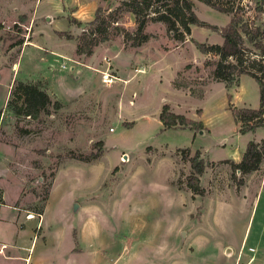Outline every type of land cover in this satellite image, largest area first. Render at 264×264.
Wrapping results in <instances>:
<instances>
[{
  "label": "rangeland",
  "instance_id": "obj_1",
  "mask_svg": "<svg viewBox=\"0 0 264 264\" xmlns=\"http://www.w3.org/2000/svg\"><path fill=\"white\" fill-rule=\"evenodd\" d=\"M21 1L0 0V264H264V158L249 173L231 169L264 126L238 133L227 108H256L257 84L245 74L213 82L207 64L218 57L195 47L219 44L231 14L191 0L203 24L177 40L149 21L132 45L125 0ZM232 3L254 57L264 0ZM93 42L91 54L75 51ZM143 51L151 69L133 61ZM106 68L118 79L103 82ZM175 71L172 84L188 90L172 89ZM19 83L49 98L33 116ZM162 102L201 128H163Z\"/></svg>",
  "mask_w": 264,
  "mask_h": 264
},
{
  "label": "trees",
  "instance_id": "obj_2",
  "mask_svg": "<svg viewBox=\"0 0 264 264\" xmlns=\"http://www.w3.org/2000/svg\"><path fill=\"white\" fill-rule=\"evenodd\" d=\"M208 7L214 8L224 14H231L228 22L219 29L221 42L219 44L195 42V47L202 54H213L218 60L210 67L211 78L214 81L223 82L225 86H229L235 81V78L241 74H245L254 79L258 89V104L256 108L236 107L227 103L233 119L239 122L238 133H244L253 130L255 127L264 126V40L255 39L253 46L258 49V53L254 57L245 55V48L242 45L239 29L237 27V17H235V8L232 0H197ZM124 4L133 14L136 23L133 32L124 31L123 40L130 41L132 45H140L147 39V35L142 32L144 25L149 21L161 22L165 31L171 33V36L177 40H182L184 34L189 33V25L203 24L192 10L191 0H125ZM103 18L99 14H95L90 22L91 24H101ZM99 22V23H98ZM255 34L258 35V28L255 27ZM84 37H81L83 41ZM91 44L78 43L75 51L81 54H91ZM253 55V54H251ZM232 59V61H228ZM184 67H188L186 64ZM178 84L175 86H180ZM21 98L27 115H35L40 108L49 102L48 96L35 86L19 83L15 90ZM199 112V109L196 110ZM158 120L163 128H168L176 124L181 127L190 129L201 128V122L185 117L182 114H176L169 110L167 104H162L158 113ZM195 158V157H194ZM264 158V138L259 141H248L237 162H231L232 172L238 171L240 174H246L257 169L260 161ZM194 159H191V161ZM194 173H201L202 165L192 162ZM196 188L197 178L190 175Z\"/></svg>",
  "mask_w": 264,
  "mask_h": 264
},
{
  "label": "crops",
  "instance_id": "obj_3",
  "mask_svg": "<svg viewBox=\"0 0 264 264\" xmlns=\"http://www.w3.org/2000/svg\"><path fill=\"white\" fill-rule=\"evenodd\" d=\"M28 0H22L21 1V3L20 4H18V5H22V6H28L29 4L30 5H32V4H34L35 2H34V0H30V3L27 5L26 4V2H27ZM40 0H37L36 1V3L37 2H39ZM46 4L48 5V1H46ZM36 5V4H35ZM34 5V6H35ZM35 9V8H34ZM48 9V7L45 9V10H43V11H41V12H38V11H36L35 10V13L36 12H38V13H42V12H45L46 10ZM3 11V13H2V15L3 16H7L6 15V9H4V10H2ZM35 13L33 14V18L35 17ZM48 17H46L45 16V19H47ZM32 44H35V46H37L38 45V43H32ZM159 49H161L160 47H153V52H155V51H157L158 53H164L165 51H163L162 49L161 50H159ZM169 51V50H168ZM149 52V51H148ZM147 52V53H148ZM139 52H137V54L136 55H134L133 53H132V57H136L135 58V60H133V61H138V60H140V59H142V61L143 62H141V63H144V64H142L143 66H142V68H143V70L145 69V65H147L146 66V69L148 70V69H151L152 67H153V65H154V58H148V56H147V54H146V52L145 51H143V54L142 55H140V54H138ZM150 53H152V52H150ZM139 57H142V58H139ZM129 59L130 60H132L130 57H129ZM137 59V60H136ZM264 61V60H263ZM183 67H184V65H183ZM136 70H138V69H136ZM178 72H180L179 70H177ZM177 71H175L170 77H169V82H170V85H171V87H172V89L173 90H176V91H183V89H187V87L188 86H183V84L182 85H180V86H175L174 84H172V81H173V79H174V77H175V75H176V72ZM213 82H218V81H214L213 80ZM210 83H212V82H210ZM209 83V84H210ZM221 83H223V82H221ZM208 84V85H209ZM223 85L225 86V84L223 83ZM226 87H228V86H225V88ZM188 90V89H187ZM184 92V91H183ZM189 97H191V96H189ZM202 97H203V94H202ZM201 97V98H202ZM192 98H197V97H192ZM201 98H198V99H201ZM162 104H164L163 102L160 104V107H161V105ZM165 104H167V103H165ZM168 105V107H169V110L171 111V112H173V113H176V114H182V115H184L183 113H179V112H177L176 110H174V107H172V106H170L169 104H167ZM160 107H159V109H160ZM237 107V106H236ZM241 107H243V106H241ZM249 108V107H248ZM198 109V108H197ZM185 116V115H184ZM186 117V116H185ZM187 118H189V117H187ZM191 119V118H190ZM25 218H27L28 219V217H27V215L25 216Z\"/></svg>",
  "mask_w": 264,
  "mask_h": 264
},
{
  "label": "built area",
  "instance_id": "obj_4",
  "mask_svg": "<svg viewBox=\"0 0 264 264\" xmlns=\"http://www.w3.org/2000/svg\"><path fill=\"white\" fill-rule=\"evenodd\" d=\"M104 59V58H103ZM106 59V58H105ZM101 72V80L105 83L113 82L114 80H117L118 78L113 75L111 72H107L106 70L100 71ZM2 252V245L0 247V253Z\"/></svg>",
  "mask_w": 264,
  "mask_h": 264
},
{
  "label": "bare ground",
  "instance_id": "obj_5",
  "mask_svg": "<svg viewBox=\"0 0 264 264\" xmlns=\"http://www.w3.org/2000/svg\"><path fill=\"white\" fill-rule=\"evenodd\" d=\"M29 215H32V214H29ZM29 215H28L27 217H29V218H32V217H33V215H32V217H31V216H29Z\"/></svg>",
  "mask_w": 264,
  "mask_h": 264
}]
</instances>
